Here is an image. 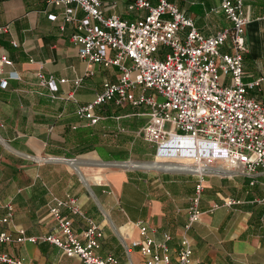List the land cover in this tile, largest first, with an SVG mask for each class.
Wrapping results in <instances>:
<instances>
[{
  "label": "crops",
  "instance_id": "1",
  "mask_svg": "<svg viewBox=\"0 0 264 264\" xmlns=\"http://www.w3.org/2000/svg\"><path fill=\"white\" fill-rule=\"evenodd\" d=\"M169 1L193 20L205 37L232 25L221 8L222 0ZM151 2L156 4L157 0ZM129 3L101 0V9L106 17L114 13L128 22L141 20L145 12L128 10ZM243 8L247 18L243 70L245 80L250 81L264 76V0H243ZM63 12V6L48 4V0H0V27L7 26L6 32L0 31V58L6 55L11 61L10 65L0 62V138L6 143L0 141V203L12 201L13 225L25 228L28 236L48 233L53 220L47 203L54 195H74L81 210L103 230L97 253L102 257L112 254L120 264H148L147 257L132 245L139 237L137 221L153 229L151 235L157 241L163 240V233H170L173 261L180 238L186 235L192 246L190 264H264V169L254 175L229 172L217 165L198 170L191 158L178 155L171 163L191 162V168L181 171L170 167L161 172L82 165L96 202L71 167L32 159L59 156L91 164L98 160L169 162L158 146L138 134L149 120L145 106L106 103L96 110L102 116L97 124L88 125L79 118L77 106L92 102L104 81H117L119 69L89 66L79 57L71 37L84 11L77 9V20L65 24ZM221 50L231 52L229 39L221 43ZM87 69L92 73L86 74ZM39 72L55 77L57 95L66 96L75 89L76 100L52 98L41 84ZM13 74L18 77H11ZM76 77H82L83 82L75 88ZM138 93L139 89L129 95ZM250 94L264 102V80ZM200 179L202 214L197 223L185 229L188 205ZM230 199L237 202L224 205ZM216 204L219 207L214 209ZM4 213L1 208L0 215ZM73 218L75 231L81 233L84 220ZM7 226L0 223V229ZM0 252L32 264H80L78 258L66 257L48 242L8 243L0 245Z\"/></svg>",
  "mask_w": 264,
  "mask_h": 264
},
{
  "label": "built area",
  "instance_id": "2",
  "mask_svg": "<svg viewBox=\"0 0 264 264\" xmlns=\"http://www.w3.org/2000/svg\"><path fill=\"white\" fill-rule=\"evenodd\" d=\"M48 4L64 7V24L77 20L76 11L82 9L84 16L71 37L78 46L79 57L89 66L102 64L119 69L117 81H104L102 91L92 102L77 106L75 112L80 119L88 125L97 124L102 116L96 110L106 103L145 106L149 120L138 134L147 143L158 146L165 159L178 155L191 158L198 170L217 165L245 175L264 169V102L250 94L264 76L250 81L244 78L247 18L243 0H222L221 8L232 25L210 37H205L193 20L169 0H157L156 4L151 0H130L128 10L145 12L141 20L132 22L114 13L104 16L101 0H48ZM49 17L57 19L55 15ZM1 30L6 32L7 26H1ZM227 39L230 53L221 50V43ZM0 62L11 64L6 55L1 56ZM91 73V69L86 70V74ZM38 77L52 98L76 100L75 89L66 96L56 94L58 86L53 75L46 77L39 72ZM82 80H73L75 88ZM137 89V96L131 97L129 94ZM195 190L188 205L185 229L197 223L202 214V179ZM236 202L230 199L224 205ZM216 207L219 205L213 208ZM1 208L5 213L0 215V223L8 226L0 229V245L48 242L58 246L66 257L78 258L80 264H120L112 254L102 257L97 253L103 230L81 210L74 195L52 196L47 211L53 222L48 233L40 236H28L25 228L13 225L15 210L11 200L0 203ZM74 216L85 222L81 233L75 231ZM136 224L139 237L132 245L147 257L148 264H190L192 246L186 235L180 238L173 261L170 233H163V240L157 241L151 235L153 229L142 221ZM0 264L32 263L0 252Z\"/></svg>",
  "mask_w": 264,
  "mask_h": 264
},
{
  "label": "water",
  "instance_id": "3",
  "mask_svg": "<svg viewBox=\"0 0 264 264\" xmlns=\"http://www.w3.org/2000/svg\"><path fill=\"white\" fill-rule=\"evenodd\" d=\"M0 141L3 144H6L5 142H3L1 140V138H0ZM32 159L35 161H40V162H44V163H53V162L63 163V164L68 165L69 167H71L76 172V174L81 179L82 183L88 189V192L91 193V195L96 200V202H98L97 197L95 196V193H93L91 185L88 182L87 178L84 177V175L81 172L80 166H82V165L88 164V165L98 166L100 168H102V167L118 168L119 167V168H123L126 170H134V169H141V170H145V171L156 170V171H161V172H164L166 170L171 169L168 166L162 167L161 165H156V163H157L156 160L145 161V162H149V163L150 162L154 163L150 167H141L137 164L132 165L131 161H134V160H118V161L117 160H98V162L91 164V162H89V161L85 162L84 160H82L80 158H64V157H59V156H53V158L32 157ZM138 161H144V160H138ZM178 164H180V163H178ZM188 168H191V166L187 167L186 165L183 166V164H182L179 167H175L174 169L182 171V170H185ZM103 212L105 213V216H106L107 220L109 221V223L112 225V221H111L108 213L104 210H103ZM113 229H114V231H116V227H114V225H113Z\"/></svg>",
  "mask_w": 264,
  "mask_h": 264
},
{
  "label": "bare ground",
  "instance_id": "4",
  "mask_svg": "<svg viewBox=\"0 0 264 264\" xmlns=\"http://www.w3.org/2000/svg\"><path fill=\"white\" fill-rule=\"evenodd\" d=\"M131 164L132 165H134V164H137V165H139V166H141V167H150V166H152L154 163H152V162H140V161H131ZM183 164V166L184 165H186L187 167H189V166H191V162H186V163H182ZM182 164H172L171 162H162V163H156V165H161L162 167L164 166V167H166V166H168V167H173V168H175V167H179L180 165H182ZM205 169V168H204ZM196 170V169H195ZM206 170V169H205ZM190 171V170H189Z\"/></svg>",
  "mask_w": 264,
  "mask_h": 264
},
{
  "label": "rangeland",
  "instance_id": "5",
  "mask_svg": "<svg viewBox=\"0 0 264 264\" xmlns=\"http://www.w3.org/2000/svg\"><path fill=\"white\" fill-rule=\"evenodd\" d=\"M163 49L165 50V51H167V50H169L167 47H163ZM151 157V156H150ZM150 159H152V158H150ZM150 159H148V160H150ZM166 161H169V162H171L170 160H166ZM186 160H184V159H182V162H185ZM157 162H163V161H161V160H157ZM172 162H177V161H172ZM178 163V162H177Z\"/></svg>",
  "mask_w": 264,
  "mask_h": 264
}]
</instances>
